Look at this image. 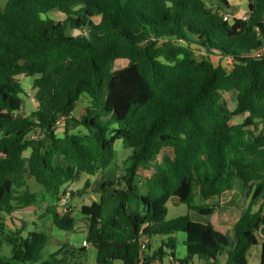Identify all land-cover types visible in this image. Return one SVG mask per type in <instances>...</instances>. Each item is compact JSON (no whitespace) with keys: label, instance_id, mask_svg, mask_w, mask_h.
I'll use <instances>...</instances> for the list:
<instances>
[{"label":"trees","instance_id":"1","mask_svg":"<svg viewBox=\"0 0 264 264\" xmlns=\"http://www.w3.org/2000/svg\"><path fill=\"white\" fill-rule=\"evenodd\" d=\"M248 11L247 21L229 24L203 0H8L0 8V264H84L69 245L45 258V232H7L3 221L17 209L38 206L41 194L27 187L33 178L48 201L42 218L74 232L72 213L61 216L57 208L61 192L80 174L99 172V199L81 209L97 264H161L166 257L216 264L228 238L189 215L168 221L167 204L210 217L218 205L207 201L237 188L252 196L234 225L236 244L226 264H247L259 234L264 264V210H253L264 202V56L252 57L264 49V0H249ZM51 12L65 21L45 18ZM68 27L78 34L69 35ZM194 48L204 51L201 60ZM213 57L232 69L216 66ZM120 60L128 64L115 70ZM21 75L33 79L38 103L29 117L22 114ZM229 91L237 94L234 111L223 97ZM83 95L90 106L76 119L72 113ZM244 114V122L230 125ZM60 118L63 137L55 133ZM77 128L84 133H71ZM36 129L42 139L27 141ZM117 141L132 150L121 177ZM165 149L172 153L163 156L143 193L138 171ZM179 232L185 255L177 258ZM154 236L168 239L150 253ZM5 244L9 258L2 255Z\"/></svg>","mask_w":264,"mask_h":264},{"label":"rangeland","instance_id":"2","mask_svg":"<svg viewBox=\"0 0 264 264\" xmlns=\"http://www.w3.org/2000/svg\"><path fill=\"white\" fill-rule=\"evenodd\" d=\"M8 0H0V8L3 9L6 5ZM211 2L207 1L204 2L208 8H212L216 11L217 7H214V4L222 5V2ZM220 1V0H219ZM208 4V5H207ZM210 5V6H209ZM221 13V12H218ZM242 13L240 16H242ZM237 15V16H238ZM45 18H49L55 22H64L65 16L58 12H51L45 15ZM98 22V18H95ZM68 34L75 36L78 34L77 31L68 27ZM195 55L198 60H201L205 53L204 51L194 48ZM212 62L218 66H222L225 71L229 72L232 69V64L228 60L220 61L219 58L213 57ZM128 62L126 60H120L116 63L115 70H120L126 67ZM236 92L229 91L224 93L223 97L227 103L228 108L231 111H234L237 107L236 102ZM24 106V105H23ZM90 106V99L87 95H83L81 99L75 105L73 111V117L76 119H80L85 114V109ZM32 111H29L25 106L23 107L22 114L26 117L31 115ZM247 114L244 115H237L233 116L230 121V125L235 126L241 124L246 119ZM60 129H63L62 127ZM58 134H61L60 131ZM115 150L117 152V176L121 177L124 174V170L126 167L128 156L131 155L132 150L125 148L121 141H117L115 143ZM172 151L170 149H165L162 152V155L157 158L156 160L152 161L145 167H141L138 171V178L137 183L141 188V191L145 192V185L147 180L157 178L158 174L162 168V158L164 155H170ZM96 178H98L96 180ZM95 184V185H94ZM102 184V176L101 173H97L94 176H90L87 174H80L78 179L72 183V186L69 189L76 194V196L71 200V208H72V215L76 220V229L74 232H63L58 230L53 224L46 218H42L43 213L48 205L47 199L42 195L43 188L35 182L33 178H27V187L31 191V193H38L41 194L40 201L37 207H29V208H20L13 212L10 218L7 220L6 217L4 218V223L7 232L16 231V230H23V234L27 235L30 231H43L45 232L48 237L49 241L47 247L45 249V258H47L51 253L59 250L63 245H69L71 249L78 250L81 252V255L78 256L77 261L84 263V264H97L96 263V255L97 250L96 248L91 245L87 244L84 245L86 237L83 236V232L86 230L87 221L81 215V209L84 206V201L87 204H90L93 198L96 200L99 199V191ZM95 186L96 192H94L93 188ZM78 192H82L79 193ZM251 193H248L247 190L243 191L241 188L236 189L233 192L223 194L220 201L218 200H209L207 204L209 206H213L217 204L218 207L215 213L210 216H201L197 212L189 210L188 207L184 204H174L173 201H170L167 204L168 215L167 220H173L180 216L189 215L191 220L199 223H203L205 225L211 224L214 228L219 231L220 233L224 234L228 240L230 241V246L226 248V250L218 257L216 264H226L227 260V253L229 250H232L236 244V238L234 235V225L236 221L239 219L241 212L245 209L250 200H251ZM196 205L200 204L199 198L196 199ZM262 208L264 210V202L260 201L258 205H256L253 210L254 212L259 211ZM8 218V216H7ZM176 238V257L180 258L185 255V234L179 232L175 235ZM168 237L166 236H154L150 239L151 247L150 253L155 252L158 250L163 241L167 240ZM258 242L259 244L252 247L249 253L247 254V264H261V253H262V242L263 238L258 235ZM2 255L5 258H9L11 255V248L8 245H4L2 250ZM168 258V257H167ZM165 258L164 263L161 264H168V259ZM195 264H212L208 261H201L198 259L194 260Z\"/></svg>","mask_w":264,"mask_h":264},{"label":"crops","instance_id":"3","mask_svg":"<svg viewBox=\"0 0 264 264\" xmlns=\"http://www.w3.org/2000/svg\"><path fill=\"white\" fill-rule=\"evenodd\" d=\"M207 1L211 2L212 0H207ZM215 1L216 2H222V5L214 4V7H217L219 9V12L231 14V15L237 17V18H239L242 13H245L246 12V10L248 9V4H249V0H220V1L219 0H215ZM203 2H206V0H203ZM238 14H240V15H238ZM18 80L20 81V83L22 84V87L24 89V95H23L24 102H23V105L27 109H29V111H32V113H33V112H35L38 109V103L36 101H33L32 100V96H33V90H32V87H33V79L30 78V77H26L24 75H21V76L18 77ZM22 112H23V108H22ZM72 116H73V113H72ZM61 127L63 129H60ZM65 130H66V122L64 120L55 129V133H56L57 137H63V135L65 133ZM59 131H60L61 134H58ZM77 132L84 133V129L77 128V129L71 130V133H77ZM30 154H31V150L30 149H27L26 151L23 152V157L24 158H28L30 156ZM97 179L98 178H96V180ZM71 186H72V184H69L68 185V187H71ZM93 190H94V192H96L95 186H94ZM99 193H100V191H99ZM99 193H97V194H99ZM92 201H96V199L93 198ZM92 201H90V202L92 203ZM90 204H87L84 201V206H88ZM5 217H6L7 220L10 218V216H8V218H7V216H5ZM83 236L86 237V230H85V232H83ZM167 259H168V264H179L176 260L172 259L171 257H168ZM164 261L165 260H163V263H164Z\"/></svg>","mask_w":264,"mask_h":264},{"label":"built area","instance_id":"4","mask_svg":"<svg viewBox=\"0 0 264 264\" xmlns=\"http://www.w3.org/2000/svg\"><path fill=\"white\" fill-rule=\"evenodd\" d=\"M221 17H222L224 22L229 23V24L234 23V21L237 19H241L242 21H247L249 18V11L247 9L246 12L242 16H240L239 18H237L231 14H227V13H221ZM263 56H264V49H261V50L252 54V57H257V58H260ZM32 100L36 101L34 96H32ZM63 121H64V119L60 118L56 123V127L59 126L61 124V122H63ZM42 137H43V135H42L40 129H36L33 133L29 134L26 137V140L27 141H37V140L42 139ZM71 200H72L71 190L69 189L68 185H66L63 188V191L61 192V195H60V199L57 203V208H58V211H59L61 216H65L69 213H72ZM260 236L262 237V235H260ZM84 245L87 246V243L84 242ZM140 249H141V254L144 253L146 250V244L142 242Z\"/></svg>","mask_w":264,"mask_h":264}]
</instances>
